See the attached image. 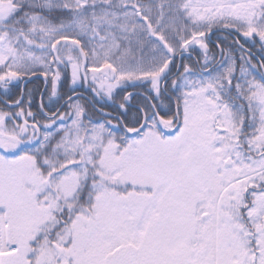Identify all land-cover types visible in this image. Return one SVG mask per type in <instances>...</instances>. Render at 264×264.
<instances>
[{"label": "snow or ice", "instance_id": "snow-or-ice-1", "mask_svg": "<svg viewBox=\"0 0 264 264\" xmlns=\"http://www.w3.org/2000/svg\"><path fill=\"white\" fill-rule=\"evenodd\" d=\"M0 264H264V0H0Z\"/></svg>", "mask_w": 264, "mask_h": 264}, {"label": "trees", "instance_id": "trees-1", "mask_svg": "<svg viewBox=\"0 0 264 264\" xmlns=\"http://www.w3.org/2000/svg\"><path fill=\"white\" fill-rule=\"evenodd\" d=\"M224 36H226V35L223 34V33H217V34L215 35V38H219L220 40H222ZM210 45H214V44H210ZM39 87H40V90L43 91V86L40 85ZM45 99H46V97H45ZM38 101H39V97H37V102H38Z\"/></svg>", "mask_w": 264, "mask_h": 264}, {"label": "flooded vegetation", "instance_id": "flooded-vegetation-1", "mask_svg": "<svg viewBox=\"0 0 264 264\" xmlns=\"http://www.w3.org/2000/svg\"><path fill=\"white\" fill-rule=\"evenodd\" d=\"M223 34L227 35L226 33H223ZM212 40H213V42H218V41H220V39H219V38H215V36L212 37ZM210 47H212L213 50H214V45H210Z\"/></svg>", "mask_w": 264, "mask_h": 264}]
</instances>
